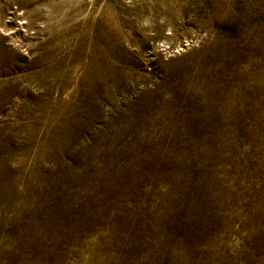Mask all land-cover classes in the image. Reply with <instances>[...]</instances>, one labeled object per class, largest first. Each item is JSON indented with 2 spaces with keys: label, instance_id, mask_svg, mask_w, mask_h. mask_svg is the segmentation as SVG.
Segmentation results:
<instances>
[{
  "label": "rangeland",
  "instance_id": "rangeland-1",
  "mask_svg": "<svg viewBox=\"0 0 264 264\" xmlns=\"http://www.w3.org/2000/svg\"><path fill=\"white\" fill-rule=\"evenodd\" d=\"M0 264H264V0H0Z\"/></svg>",
  "mask_w": 264,
  "mask_h": 264
}]
</instances>
